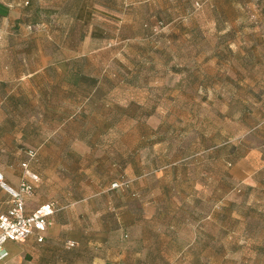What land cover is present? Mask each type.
Returning <instances> with one entry per match:
<instances>
[{
	"label": "rangeland",
	"instance_id": "rangeland-1",
	"mask_svg": "<svg viewBox=\"0 0 264 264\" xmlns=\"http://www.w3.org/2000/svg\"><path fill=\"white\" fill-rule=\"evenodd\" d=\"M0 9L15 17H0V76L39 71L0 86V130L16 132L1 172L23 180L31 150L39 172L43 152L76 153L61 158L80 194L111 188L168 257L190 245L196 264H264V0ZM12 199L0 186V213Z\"/></svg>",
	"mask_w": 264,
	"mask_h": 264
},
{
	"label": "crops",
	"instance_id": "crops-1",
	"mask_svg": "<svg viewBox=\"0 0 264 264\" xmlns=\"http://www.w3.org/2000/svg\"><path fill=\"white\" fill-rule=\"evenodd\" d=\"M13 14L10 9L6 15L0 11V17L15 18ZM71 33L73 32L69 30L67 33L69 37ZM59 38L65 40V32L64 36ZM72 46L75 48V43ZM38 72L22 74L10 71L8 75L0 76V86H7V83L13 80L25 81ZM25 84L28 82L24 83L23 87ZM19 85L20 83L15 85L9 96L18 90H24L22 87L19 88ZM7 97L5 101H0V107L7 105ZM17 103L16 101L15 105ZM2 128L0 125V129ZM10 133L8 135L0 130V150L2 145H5L3 140L9 139L10 142L15 140L16 132ZM27 154L28 159L22 163V167L27 164V169L38 177L41 176L37 181L31 180L34 189L25 197L27 212L30 213L49 202H55L57 209L50 217L46 231L43 232L42 242L38 241L37 235L29 237L24 242L8 241L5 248L9 256L1 264H196L193 248L189 250L190 245L174 251L173 257H168L154 239L155 236L161 238L164 234L155 232L151 234L140 220L127 219L126 202L114 203L110 195L111 188L98 187L91 194L81 195L82 184L75 178V169L70 171V166L75 165H70L61 158L65 155L75 159L76 153L66 155L58 152L56 159L50 152H43L41 158L45 170L41 172L35 168V161L32 162L37 152L34 157L30 156V151ZM17 168L18 170L12 172L5 168H2L4 173L0 171L8 185L13 188H19L22 181V170L20 167ZM4 191L12 196L8 191ZM11 201L12 205L0 214L13 206L14 198ZM108 211L111 213L115 211V218L110 216ZM204 254L205 251L202 252V255ZM162 257L165 259L163 262Z\"/></svg>",
	"mask_w": 264,
	"mask_h": 264
},
{
	"label": "built area",
	"instance_id": "built-area-1",
	"mask_svg": "<svg viewBox=\"0 0 264 264\" xmlns=\"http://www.w3.org/2000/svg\"><path fill=\"white\" fill-rule=\"evenodd\" d=\"M30 156L34 157L35 152L30 151ZM24 167L25 178L19 188L8 185L3 173L0 172V186L14 198L13 206L7 212L0 214V264L9 256L5 248L8 241L24 242L29 237L37 235L38 241L42 242L43 232L46 231L49 219L57 209L55 202H49L30 213L27 212L25 197L34 189L31 180L37 181L39 177L27 169V164H24Z\"/></svg>",
	"mask_w": 264,
	"mask_h": 264
},
{
	"label": "trees",
	"instance_id": "trees-1",
	"mask_svg": "<svg viewBox=\"0 0 264 264\" xmlns=\"http://www.w3.org/2000/svg\"><path fill=\"white\" fill-rule=\"evenodd\" d=\"M39 17V12H35L32 16L33 20H32V23H35V24H39L40 23V19L38 18ZM94 83L96 82L95 79L92 80ZM33 151V150H31ZM35 152V151H33Z\"/></svg>",
	"mask_w": 264,
	"mask_h": 264
}]
</instances>
